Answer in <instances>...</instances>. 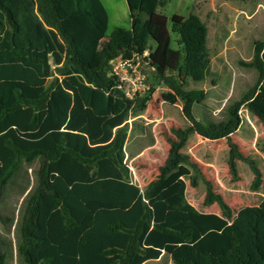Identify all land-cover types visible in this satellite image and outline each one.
Returning <instances> with one entry per match:
<instances>
[{
    "label": "trees",
    "instance_id": "obj_1",
    "mask_svg": "<svg viewBox=\"0 0 264 264\" xmlns=\"http://www.w3.org/2000/svg\"><path fill=\"white\" fill-rule=\"evenodd\" d=\"M125 1L130 28L106 37L99 0H0V197L18 196L6 210L13 239L0 237V264L8 251L18 264H144L159 258L264 264V196L234 215L202 177L203 205L216 204L221 215L198 212L185 199L184 178L195 188L190 169L197 173L199 164L181 152L192 135L224 140L230 181H240L242 161L253 174L250 189L258 191L261 172L232 136L241 107L264 128V40L254 42L252 61L242 63L256 70L255 85L229 107L225 121L204 125L192 115L204 91L184 87L188 80L202 81L209 68L205 25L193 14L175 17L178 48L172 49L167 19L157 13L166 0ZM144 51L152 82L127 99L109 74V61ZM159 87L167 89L160 96L167 104L182 101L188 126L163 132L167 157L141 191L131 180L125 146L135 131L143 132L141 118L134 117Z\"/></svg>",
    "mask_w": 264,
    "mask_h": 264
},
{
    "label": "rangeland",
    "instance_id": "obj_2",
    "mask_svg": "<svg viewBox=\"0 0 264 264\" xmlns=\"http://www.w3.org/2000/svg\"><path fill=\"white\" fill-rule=\"evenodd\" d=\"M107 14L106 37L116 28H130L129 10L125 0H99ZM157 13L167 19V29L170 34L172 49H177L178 35L171 31L172 20L196 15L207 29L206 46L210 65L205 77L200 82L188 80L185 90H203L205 99L201 104L192 107L193 117L200 123L217 124L228 118L229 107L238 102L242 96L255 85L257 72L249 63L253 57V44L264 40V0H166L163 7L157 8ZM144 21L147 16L139 14ZM151 47L155 43L150 41ZM152 71H147V87L152 82ZM167 92L159 87L152 95V100L146 108L134 117L142 125L143 132L137 130L130 137L127 150L138 153L133 160H127L131 180L144 191L147 184L158 174V167L167 157L168 147L163 139V132L170 131L171 126L185 128L187 121L181 114L182 101L169 105L161 99V94ZM238 116L240 126L232 136L243 152L255 160L262 176L258 191L253 192L250 184L253 174L242 161L237 162L238 182H231L227 172L228 149L224 141H205L197 136H191L181 152L192 157L199 164L196 173L197 186L190 187L188 178H184L187 186L185 199L198 212L203 214L219 213L216 204L203 205L205 185L202 177L214 184L228 206L235 212L247 206L258 205L264 196V128L260 122L245 108L241 107ZM130 122V120H129ZM159 141L157 143L156 138ZM153 143V145H151ZM165 144V145H164ZM2 197V196H1ZM0 197V237L13 239V228L7 229L9 210L17 201V193H5ZM218 215V214H217ZM6 223V224H5ZM4 226V228H3ZM2 250V249H1ZM6 264H18L15 253L7 254ZM146 264H173L172 262L154 261Z\"/></svg>",
    "mask_w": 264,
    "mask_h": 264
},
{
    "label": "built area",
    "instance_id": "obj_3",
    "mask_svg": "<svg viewBox=\"0 0 264 264\" xmlns=\"http://www.w3.org/2000/svg\"><path fill=\"white\" fill-rule=\"evenodd\" d=\"M147 56L148 51H144L129 57L118 55L109 61V74L115 78L117 89L127 99L134 98L147 88V71L151 70Z\"/></svg>",
    "mask_w": 264,
    "mask_h": 264
},
{
    "label": "crops",
    "instance_id": "obj_4",
    "mask_svg": "<svg viewBox=\"0 0 264 264\" xmlns=\"http://www.w3.org/2000/svg\"><path fill=\"white\" fill-rule=\"evenodd\" d=\"M133 120V119H132ZM131 121V120H130ZM187 126H188V123H187ZM186 126V127H187ZM179 127V126H178ZM185 127V128H186ZM182 129H184V128H182ZM168 132V131H167ZM169 133V132H168ZM194 136V135H193ZM195 136H197V135H195ZM163 137V136H162ZM197 137H199V136H197ZM155 138H156V141H157V143H159V141L157 140V137L155 136ZM190 138V137H189ZM164 139V138H163ZM199 139H202L201 137H199ZM202 140H205V139H202ZM164 141H165V139H164ZM205 141H208V140H205ZM219 141H221V140H219ZM222 141H224V140H222ZM166 142V141H165ZM187 142H188V140H187ZM186 142V143H187ZM225 142V141H224ZM166 144H167V146L166 147H168V149H169V145H168V143L166 142ZM226 144V143H225ZM127 145H128V142L126 143V146H125V149H126V151H127V157H129L128 158V160L130 159V160H133L134 158H136V157H138L139 156V154L138 153H136V154H134V153H131L130 151H128L127 150ZM151 145H153V143L151 144ZM165 145V144H164ZM168 154V153H167ZM186 184V183H185ZM186 190H187V186H186V188H185V192H186ZM188 202V201H187ZM221 215V213H220V211H219V213H217L216 212V215ZM162 259H157V260H154V261H161ZM154 261H150V262H154ZM163 262H171L170 260H162ZM148 263V262H147ZM144 264H146V263H144Z\"/></svg>",
    "mask_w": 264,
    "mask_h": 264
}]
</instances>
